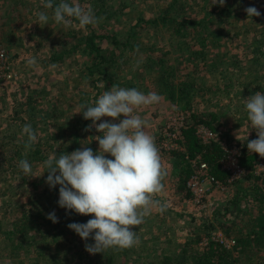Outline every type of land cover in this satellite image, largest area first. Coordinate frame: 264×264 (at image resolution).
<instances>
[{
  "label": "rangeland",
  "instance_id": "1",
  "mask_svg": "<svg viewBox=\"0 0 264 264\" xmlns=\"http://www.w3.org/2000/svg\"><path fill=\"white\" fill-rule=\"evenodd\" d=\"M71 1L69 0L70 3ZM104 1L115 7L119 4L120 10L122 3L137 6V14L140 13L145 19L156 16V0ZM56 2L58 3L59 0ZM40 11H46L49 17L52 15L50 9L44 8L43 0H0V48L6 51L8 57H11L7 70L11 79L0 80V213H2L0 217L9 227L22 211V207L28 205L32 193L29 188L25 189L26 186L22 187L25 185L22 184L24 173L20 174L14 168H9V164H6L9 161L5 159L10 157V153L12 154L21 144L25 146L26 136L22 134L24 124H31L37 132V141L33 147L29 150L23 148L26 156H29L33 161L31 166L35 176L39 174L42 161L40 158L37 160L33 153L37 146H40L44 155H51L47 151L50 150L49 145L52 143V135H55L54 131H60L59 133L63 136L77 132L80 137V145L77 149L81 148V143H91V141L94 142L91 146L94 152L99 147L98 142L92 138L100 135L95 127L91 128L92 131H85L81 127L75 130L74 126L77 124H70L74 116L84 120L82 113H79L83 110L80 105L85 104L83 97H93L97 92L92 81L89 83L84 78L88 74V69L91 68L90 60L82 57L78 52L74 54L66 52L62 58L55 61L52 58L53 54L63 53L64 50L68 51L71 46L76 45L78 38L83 33V28L79 24H74L73 21L70 25L64 26L57 24L52 19L49 20L48 25H39L37 13ZM125 13L126 10L117 13V22H109L106 28L107 32L110 33L116 29H120L119 32H122L121 28L124 24L134 23L138 19V16L128 17L125 16ZM119 18L121 21L118 22ZM251 21L254 22L250 17L242 15L234 19L233 23L230 24L232 33L230 35L232 36L225 39V44L219 48L210 45L209 52L206 50L207 57L204 59L200 55L196 57L194 64L199 66L198 71H196V66L183 65L182 51L184 50L180 48L181 46L191 47L193 51L200 48L193 32L190 33L191 36L186 41L184 37L175 33L168 26H141L142 28H138L141 32L140 41H143L141 51L134 54L133 60L130 59L127 60V63L118 65L117 75H112L111 81L113 83L107 88L115 84L125 88L135 87L144 93L155 92L159 94L154 88V82L157 79L156 71L161 70L159 60H164L165 65L169 68L175 67L174 64L180 62L175 71L177 82L185 79L193 81V78L199 83L203 81L205 88H212L207 93H198L193 98L191 107L216 114L219 120L215 126L220 133L225 135L227 133L237 140L253 139V136H257V134L247 122L244 111V99L249 93H239L243 89L244 78L240 76L242 70L236 72L237 62L255 68L257 65L255 60H258L257 58L264 59V50L258 54L255 49L256 45H254L256 40L259 41L260 28L254 22L253 28L249 31L245 30L247 27L245 25ZM92 27L96 28L97 24ZM105 44L109 46L107 42ZM105 44L104 49L107 47ZM31 57H35L38 61V66L35 69L26 66L27 59ZM185 59L187 58L184 57ZM85 61L87 64H84ZM203 63H207V66H204ZM228 63L231 64L230 67ZM52 65L55 67H51ZM262 72V75L260 74L255 79L257 82L254 83L252 95L256 92L264 93V71ZM190 75L191 79L189 78ZM93 79L97 78L94 77ZM103 83L105 84V81ZM257 85L260 86L257 87ZM99 86L101 95L107 88H104L101 82H99ZM28 95H32L37 101L42 102V105L39 103L37 106L33 121L29 122L31 115L27 109L22 111L21 120L17 123L9 119L7 116L14 113L15 105L25 104L26 101L24 100L25 98L27 100ZM159 95L161 99L158 103L134 109V113L147 121L146 131L155 137L162 168L166 175L163 179L164 189L161 193L156 194L154 199L166 203L167 208L163 213L153 210L149 216L145 217L144 222L139 227L133 229L134 231L138 230L140 242L130 248L131 259L129 256L128 258L130 263L138 259L136 264L155 263L156 259L150 257L155 254L153 250L157 248V254L163 253L167 241H170L171 244L169 247L166 246L165 251H171L176 246L182 247L187 239L201 237L200 247L211 241L224 244L227 250L235 245L232 242L233 239L224 235L222 225H229V223L224 224L222 222L223 217L220 218L217 214L219 200L223 196L221 192L224 191L213 188L200 206L191 200L180 199L181 195L175 189L176 178L173 175L172 159L161 152L157 138L158 133L171 122L172 118L177 114L184 113V111H190L188 109L190 105H186L182 101L175 103L163 95ZM54 107L56 112L52 111ZM18 110L20 109L17 108ZM48 113H55L56 119L51 120ZM123 118V116L120 117V119ZM103 119L111 120L107 117ZM112 122L118 123L119 121ZM220 122L221 124H218ZM62 124L63 127L59 130ZM90 124L91 121L88 122V125ZM220 125L222 126L220 127ZM2 159L4 164H1ZM16 161H19V157H16ZM262 161H264V157L258 163L257 171H264ZM15 163L11 164L14 165ZM15 167H17L16 164ZM207 188H211L208 183L206 184ZM48 208L49 213L53 212L51 207L48 206ZM229 218L231 219V217L226 216V219ZM206 226L210 228L208 229ZM206 230H209L207 234ZM228 234L230 237L235 235ZM134 249L136 252L132 253ZM123 261H127V259H123Z\"/></svg>",
  "mask_w": 264,
  "mask_h": 264
},
{
  "label": "trees",
  "instance_id": "2",
  "mask_svg": "<svg viewBox=\"0 0 264 264\" xmlns=\"http://www.w3.org/2000/svg\"><path fill=\"white\" fill-rule=\"evenodd\" d=\"M73 1V2H72ZM71 3H75L85 9L91 8L95 15L99 17L97 27L93 28L92 25L83 28V33L80 30V37L76 45L71 46V49L64 50L63 53L53 54V61L62 58V55L66 52L76 53L78 52L82 57L90 60L91 68L88 69V74L85 75V79L90 83L94 84L96 94L91 97H83L85 104H93L100 95L101 82L104 88L109 87L111 83L112 75H117V68L120 63H127V60H133L132 57L137 51H141L143 41H140L141 32L138 28L141 26H157L164 25L171 28L175 33L180 34L188 41L191 34L194 33L195 37L200 44V48L193 51L191 47H180L182 51L183 65L185 66H196V57L199 55L207 57L206 50L209 52V46L215 48L221 47L225 44V39L232 36L230 24L233 20L241 16L248 17L245 9L249 6H254L260 13L259 16H249L260 28L261 32L258 35L259 41L256 40V52L259 54L264 50V0H225L223 6L212 4V0H156V16L147 17L137 14V6L132 4L122 3V9L108 4L104 0H72ZM57 3V2H56ZM134 3V2H133ZM126 10L125 16L132 17L138 16V19L134 23H130L120 29L108 30L106 28L109 22H117V13ZM121 18L118 19V22ZM74 24L78 25V22L73 20ZM247 23L245 26L247 31L253 28L255 24ZM257 33V31H256ZM180 37V38H181ZM105 42L109 44L106 45ZM104 44L107 46L104 49ZM253 45V46H254ZM114 46V48H111ZM223 47V46H222ZM185 52V53H183ZM264 55V52H263ZM184 57L187 59L184 60ZM11 57H9L10 59ZM255 60L257 63L256 67H248L244 63H236V72L241 71V77L244 78L243 89L239 92L241 94L249 93L245 97L248 98L252 95L254 89V83L256 78L260 76L264 71V59ZM84 64H87L85 61ZM151 65L150 63H146ZM178 64H174L175 67L169 68L165 65L164 60H159V66L161 70H157V79L154 82V88L159 94L168 98L172 102L178 103L184 102L192 112L191 117L188 119L187 128L182 130L183 138V150H173L169 153L161 152L170 156L173 162L174 170L173 175L176 178L175 189L178 194L181 195V200H193V194L188 187V180L191 177L195 169H198L201 163H206L208 166V174L213 176L215 180L222 183L225 188L234 186L240 182L245 183V187L250 189V193L255 195L258 208H264V173L256 174V165L261 161V156L257 153L248 152L246 143L247 140H240L220 133L216 122L219 117L214 113H208L206 111L196 110L191 107L193 104V98L201 92H209L212 90L211 87L205 88V83L196 82L188 79L177 82L175 71L178 69ZM229 67L231 66L230 63ZM235 64V63H234ZM207 66V63H203ZM254 66V65H251ZM242 68V69H241ZM152 69L154 67L152 66ZM111 70V73H109ZM262 75V74H261ZM97 79H93V78ZM175 77V78H174ZM191 79V75L189 77ZM250 79V80H248ZM105 81V84L103 83ZM97 84V85H95ZM260 85H257L259 87ZM108 89V88H107ZM106 90V89H105ZM251 92V93H250ZM244 97V96H243ZM26 103H20L15 105V111L12 115H8L9 119H12L17 123L21 120V114L24 109L31 115L29 122L35 118L36 109L39 103L32 95L25 98ZM17 102V101H16ZM192 102V103H191ZM17 108L20 110L17 111ZM56 112L55 107L52 109ZM48 117L51 120L56 119L55 113H48ZM83 118V116H82ZM106 118V117H105ZM84 119V118H83ZM103 119V118H102ZM90 120H82L77 117H73L70 124H77L74 129L83 128L85 131L88 122ZM218 124H221L218 123ZM199 126H206L217 134L215 140L211 142H204L201 135L197 133ZM222 125H220L221 127ZM63 127V124L59 127V130ZM90 131H92L90 129ZM60 132V131H59ZM59 132L54 131L55 135H52V143L49 145L48 154L55 158L60 152H68L76 150L79 143L80 137L77 132L69 135H61ZM88 134V133H86ZM257 136H253L254 140ZM157 144L160 147L161 137L158 133ZM222 142H226L231 148L233 145L243 147L241 150V156L239 163L246 171V176L241 179L229 183L230 174L228 171L223 169L222 160L225 157V152L222 149ZM92 142L88 147L92 146ZM24 144H21L10 157L5 158L9 161V168H14L20 174L22 170L18 167L19 161H16V157L20 159H27L30 164L33 162L29 156H26L24 151ZM6 153V152H5ZM3 153V154H5ZM46 153V152H45ZM33 155L38 160L43 162L49 157L44 155L40 146H37L36 151ZM41 156V157H40ZM43 156V157H42ZM195 161V162H194ZM3 159L1 160V164ZM16 162L12 165L11 163ZM176 163V165H175ZM16 171V172H17ZM46 168L41 163L39 174L35 176L33 173L30 176L22 177V187L30 189V192L34 193L30 195L28 205L23 206L22 211L17 216L16 220L12 223L11 227L7 226V223L0 217V264H136L138 259H135L130 263V248L124 250L108 249L104 253L89 254L85 250V241H83L77 234L68 228V224L77 222L85 223L90 216L78 215L75 212H66L65 209L58 206L59 199V186L55 189H50L48 184L45 182L47 173ZM45 172V173H44ZM35 176V177H32ZM41 176V177H39ZM34 178V179H33ZM27 183V184H26ZM242 191L243 185L239 186ZM253 198V196H251ZM49 207L53 209L57 217V222L53 223L48 219ZM200 206V205H199ZM219 210V209H218ZM227 212L223 214L217 211L218 216L221 218L225 215L228 217L229 213H233L226 209ZM259 210V211H260ZM2 214V213H0ZM261 221L264 223V213H260ZM228 220V219H227ZM231 227L230 225H222ZM139 227V226H138ZM208 229L209 226H206ZM261 231L253 230L244 237L242 235L238 240V245L241 241L253 240L251 235H257L260 237L264 234V224L261 227ZM137 230V229H135ZM138 231V230H137ZM209 230H206V234ZM228 231V230H227ZM230 233V230L228 231ZM247 238V239H246ZM159 239V238H157ZM201 238L187 239L182 247H175L171 251H165L166 246L169 247L171 242L165 243L163 253L157 254L158 250L155 248L153 254L150 257L156 259L155 263L148 264H223L225 259L231 258V253L227 252L224 245L216 243L214 241L208 242V244L199 246ZM246 239V240H245ZM87 243H93L92 239L89 238ZM237 245V243H236ZM235 245V246H236ZM234 246V247H235ZM182 248V249H181ZM136 252L134 249L132 253ZM129 256V258H128ZM127 259V261H123ZM119 263H115L118 262Z\"/></svg>",
  "mask_w": 264,
  "mask_h": 264
},
{
  "label": "clouds",
  "instance_id": "3",
  "mask_svg": "<svg viewBox=\"0 0 264 264\" xmlns=\"http://www.w3.org/2000/svg\"><path fill=\"white\" fill-rule=\"evenodd\" d=\"M217 3L223 6L225 0H212V4ZM43 6L50 9L52 15L49 17L46 11L38 12L39 25H48L52 19L68 26L75 20L81 28H86L95 26L99 20L91 8L85 9L69 0L58 3L43 0ZM245 11L248 17L260 15L254 6ZM26 66L35 69L37 59H27ZM160 99L155 92L144 93L135 87L113 84L94 104L80 105L83 110L79 113L91 121L86 130L95 127L100 133L92 137L98 142V149L94 152L87 146L90 143H81V148L71 153L60 152L55 158L49 156L42 162L47 173L45 182L50 189L59 186L58 206L66 212L91 217L85 223L68 224V228L85 241V250L89 254L136 246L140 241L138 231L133 229L153 210L163 213L167 208L166 203L154 199L163 191L166 175L155 137L146 131L147 121L134 113V109L156 104ZM244 101L246 120L257 134L256 139L247 140L248 152L264 157V93L256 92ZM121 116L124 118L120 119ZM105 117L111 120L102 119ZM115 120L119 122H112ZM22 134L26 136L25 150L31 149L37 141L36 130L26 123ZM18 167L25 176L33 172L27 159H20ZM48 219L56 223L55 212H50ZM89 238L93 243H87Z\"/></svg>",
  "mask_w": 264,
  "mask_h": 264
},
{
  "label": "built area",
  "instance_id": "4",
  "mask_svg": "<svg viewBox=\"0 0 264 264\" xmlns=\"http://www.w3.org/2000/svg\"><path fill=\"white\" fill-rule=\"evenodd\" d=\"M9 69V57L6 51L0 48V80L11 79V75L7 72ZM193 111H184V113L177 114L172 118L165 128L159 133L161 137L160 149L163 152H171L173 150H183L182 130L187 128L188 119L191 117ZM197 133L201 135L204 142H211L215 140L217 134L206 126H199ZM243 147L233 145L231 148L226 142H222V149L225 152V157L222 160L223 169L229 172V183L241 180L246 176V171L241 167L239 160L241 150ZM263 158V157H262ZM261 158V160H262ZM195 162V161H194ZM261 162V161H260ZM264 163V161H262ZM258 164L256 165L255 173L259 174L264 171H257ZM208 166L206 163H201L198 169H195L188 180V187L193 194L192 202L196 205H202L207 199L208 194L213 188L221 191L225 190V186L219 181L215 180L213 176L208 173ZM210 184L211 188L206 189V184ZM236 245V241H232ZM234 245V246H235Z\"/></svg>",
  "mask_w": 264,
  "mask_h": 264
},
{
  "label": "crops",
  "instance_id": "5",
  "mask_svg": "<svg viewBox=\"0 0 264 264\" xmlns=\"http://www.w3.org/2000/svg\"><path fill=\"white\" fill-rule=\"evenodd\" d=\"M245 182L242 181L228 189L225 188L224 192H221L223 196L219 200V210L223 214L227 212L226 209L233 212L228 214L231 216V219L229 218L227 220L225 215L223 216L222 222L224 224L229 223L231 226H223L224 235L235 240L237 243L235 247L229 250L226 249L227 252L231 253V258L229 259L227 257L223 264H264V234L260 237L255 235V238L251 235L250 238L254 239V241H241L238 245V240L242 235L250 233L253 230L261 231V227L264 224L260 216V213H264V208H261L262 210L258 208L256 200L254 199L255 195L250 193L249 188L245 187ZM241 184L244 189L239 191ZM227 230H230V234H235L234 237H230ZM244 237H248V235Z\"/></svg>",
  "mask_w": 264,
  "mask_h": 264
}]
</instances>
